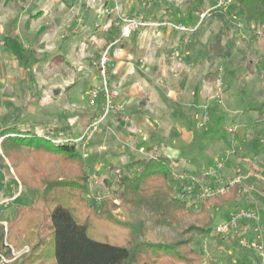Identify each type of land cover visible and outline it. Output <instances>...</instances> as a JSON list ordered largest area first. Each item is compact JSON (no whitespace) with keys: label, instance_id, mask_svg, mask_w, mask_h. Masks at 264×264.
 I'll use <instances>...</instances> for the list:
<instances>
[{"label":"rangeland","instance_id":"374dc122","mask_svg":"<svg viewBox=\"0 0 264 264\" xmlns=\"http://www.w3.org/2000/svg\"><path fill=\"white\" fill-rule=\"evenodd\" d=\"M72 3L73 0L60 1L53 14L63 15L59 10H67ZM91 4L85 2L80 5L75 16L83 17V20L74 23L67 32L65 28L52 35L36 37L26 33L0 38V128L13 125L15 117L20 114L21 119L16 126L21 129L47 134L46 137L54 139L78 140L82 156L86 154L83 159L89 178L88 192L84 197L96 210L101 208L103 201H112L114 215L119 220H126L127 214L113 194L117 186L109 187L106 181H116L118 170L125 164L149 156L144 151L139 152L143 147L134 152L116 151L114 143L119 144V141L115 131L110 132L105 125L111 115L126 112L118 100L115 101L117 108L91 135L87 145L82 146L86 126L104 109L101 93L91 103L92 92L99 91L103 85L99 72L100 55L108 44L121 38L122 16H137L148 21L164 16L176 22L182 20L181 23L192 27L201 23L198 31L190 37L165 29L163 33L155 31L156 36L150 41L149 48L153 53L159 49L160 38L172 40L169 46L158 50L159 56H152L151 61L147 59V63L152 65L150 74L158 76L160 62L166 58L170 84L181 81L187 85L189 82L191 91L190 97L185 93L179 97L185 96L184 105L173 102L172 96L167 100V104L177 111L174 121L182 131L175 127L169 140L160 141V155L169 157L174 167L181 163L175 167L170 181L176 193L181 189L194 193L189 197L190 202L195 201L192 212L197 213L200 202L208 198L204 188L217 187L239 177L238 206L213 207L216 222L224 224L231 214L240 210L257 215L256 221H250L246 226L239 224L229 238L196 237L192 246L206 259L201 264H264V253L262 255L255 249L264 244V176L261 174L264 169V116L259 117L252 111L264 100V40L253 36L243 22L242 12L234 10L233 1L224 9L211 11L204 19L202 15L212 9L215 0H97ZM75 29L79 34L74 33ZM141 29L135 30L130 39L114 45L110 57L119 48H125L124 43L136 38ZM179 37L182 38L179 40ZM218 39H221L219 47ZM177 43L181 44L180 48L187 44L185 49L188 52L183 50L184 47L182 50L178 48ZM174 49L178 57L170 66L169 57ZM185 53L189 54L185 56ZM141 58V65L145 67V58ZM135 59L138 61V57ZM114 64L110 63L109 67L111 89H114ZM186 66L191 71L183 82L179 74ZM218 77L221 84L217 82ZM160 80L165 87L162 91L167 95L171 85L163 75ZM192 93H195V103H192ZM55 127L66 129L61 137L53 136L51 130ZM235 127L234 132L228 131ZM185 133H189V141L184 140ZM152 139L155 141L156 136L153 135ZM122 148L124 145L121 144L119 150ZM113 156L119 159L113 161ZM219 162H223V168L218 170V176H210ZM9 171L13 175L0 147V173L4 175L0 187V224H6L4 227H8V221L16 215L18 207L28 206L39 194L23 190L18 181H10ZM144 213L143 220L151 229L149 239L152 242L171 243L187 226L201 225L197 217L187 216L177 229L159 227L155 224V214ZM43 234L48 232L45 230Z\"/></svg>","mask_w":264,"mask_h":264},{"label":"trees","instance_id":"16d2710c","mask_svg":"<svg viewBox=\"0 0 264 264\" xmlns=\"http://www.w3.org/2000/svg\"><path fill=\"white\" fill-rule=\"evenodd\" d=\"M232 1L253 36L264 40V0ZM217 44L219 47L221 39ZM252 111L263 117L264 100ZM20 119L17 114L13 125L0 128V147L14 172H8L10 181H18L23 190L39 194L28 206L17 208L8 221L7 235L0 224L1 254L12 258L5 239L16 250L29 247L17 264H201L206 259L192 246L195 238H223L216 231L219 223L212 208L237 207L238 183L225 194L202 200L194 213L191 210L195 201L189 198L194 193L183 189L176 193L170 181L176 166L169 157L138 159L118 170L116 181H106L109 187L117 186L113 194L127 214L122 221L114 215L112 201H103L96 210L84 197L89 178L79 146L55 145L47 134L17 127ZM65 130L55 127L51 131L53 136L61 137ZM261 174L264 176V169ZM3 180L0 173V187ZM144 211L155 214L159 227L177 229L187 216L197 217L201 225L187 226L171 243L152 242ZM45 230L47 235L43 234Z\"/></svg>","mask_w":264,"mask_h":264},{"label":"crops","instance_id":"0c3cea01","mask_svg":"<svg viewBox=\"0 0 264 264\" xmlns=\"http://www.w3.org/2000/svg\"><path fill=\"white\" fill-rule=\"evenodd\" d=\"M60 1L63 2L65 0H0V38L7 39L5 37L8 35L13 37L18 34L24 35L26 33L28 36L33 34L36 37L43 34L52 35V33H56L57 30L63 31L65 28H67V30L64 31L67 32L69 31L68 28L72 29L74 23H81L83 20V17L75 16V11L80 8V5H83L85 2L88 4L92 3L91 5H93L97 0H73L72 5H70L67 10H59L64 14L57 16V12L53 14V10L56 9L55 6ZM162 17L164 16L154 19L160 20ZM154 32L155 31L151 28H142L136 38L124 43L125 48H119L111 57V64L113 65L115 63L113 67L114 79L112 84L114 89L120 92V98L118 97L116 100H118V104L123 107L126 112L120 113V115H111L107 119V124L105 125L110 132L113 130L115 131L114 135L119 141V144L114 143L117 152H134L143 147L144 149L139 152L143 153L144 151L149 158L157 156V153L160 155L162 149L159 143L161 140L170 139L171 130L173 128L175 129V127H177L179 131H182L180 126L174 121V115L177 111L167 104V100L172 96L173 102H182L184 105L185 96L181 99H179V97L184 93L188 95L187 97L191 96V91L189 92V82L187 85L181 81H173L170 84L169 81L171 80L170 77H168V70L166 74V69L168 68L166 66V58L161 60L162 62H160V67L158 68V76L160 75V77H155L150 74L152 65L147 63V59L149 58L148 60L151 61V58L154 56H159L158 53L160 51L158 50L162 46H169L172 42L170 38H160L159 49L152 53L149 45L153 37L156 36ZM74 33L79 34L78 29H75ZM161 33H163L162 30ZM161 33L158 34L160 35ZM180 38L182 37H179V40ZM175 46L176 45H172L173 48ZM180 46L181 44L177 43V47L180 48ZM186 46L187 44L185 46L183 45L184 49L183 47L180 49L188 52L187 49H185ZM177 47L175 48L177 49ZM185 54V56H187L189 53ZM135 56L138 57V61L135 59ZM142 56L145 58L144 62L147 63L145 67L141 65V61L143 60L141 58ZM185 68L179 74V78H181L183 82L191 71L189 67L186 66ZM162 75L166 77L167 82L171 85V90L167 95L165 91H162L164 90V85L160 80ZM209 78L212 79L211 76H209ZM185 89L186 91H184ZM192 97V103H195V93H192ZM122 114L125 115L122 116ZM171 120L173 121L171 122ZM153 135L156 136L155 141L152 139ZM183 136L184 140H190L189 133H185ZM121 144L124 145V148L119 150ZM118 156L111 157V160L114 161L119 159ZM180 164L181 163H177L176 166Z\"/></svg>","mask_w":264,"mask_h":264},{"label":"built area","instance_id":"2783aa9c","mask_svg":"<svg viewBox=\"0 0 264 264\" xmlns=\"http://www.w3.org/2000/svg\"><path fill=\"white\" fill-rule=\"evenodd\" d=\"M232 3V0H215V5L212 7L211 10L205 12L202 15V19H204L206 16L210 14L213 10H219L224 9L227 6H229ZM117 9V8H116ZM122 22L124 23L123 29H122V35L120 39H117L113 41L112 43L108 44V46L103 50V52L100 55L99 58V72L100 76L102 78V87L99 91H93L91 94V103L94 102V100L97 98L98 94L103 95V112L101 115L96 117L94 121L86 126V129L84 130V135L82 139V146L83 148L87 145L91 135L96 132L105 122L106 118L109 116L110 112H112L114 109L117 108V105L115 104L116 99L120 96V93L116 89L110 88V79H109V67L111 63V57H110V50L111 48L121 42L123 39H128L132 33L139 29V28H151L154 31H160L169 29L171 31L175 32H181L186 34L188 37L194 35L200 26L201 23H198L196 26H188L186 24H183L181 22H176L172 18L168 19H162V20H153L148 21L144 20L141 17L137 16H122ZM178 57V52L176 49H174L171 52V55L169 57V65L173 66L175 64V61ZM168 64V63H167ZM222 71V68H220V72ZM219 76V75H218ZM217 82L221 84V78H217ZM99 92V93H98ZM208 116V115H207ZM207 116H205V120H207ZM237 127L234 129H229L228 131L230 133L234 132ZM47 139L51 140L55 145L64 143L68 145H78L80 142L76 139L69 138V139H54L51 137H46ZM83 156L86 157V154L83 153ZM223 168V162H219L217 167L213 169L210 172V176L217 177L218 170ZM240 181L239 177L234 178L231 181L226 182L225 184L218 185L217 187H207L204 188L203 192L207 197L216 196V195H222L228 192L229 187L235 183H238ZM257 215L254 212L247 211V210H240L234 214H231L229 220L224 224H219L216 228V231L221 234L223 237L229 238L232 230H234L240 223L246 222V221H256ZM6 226V224H4ZM5 232L7 235L8 227H5ZM5 244L8 245L12 250V258H8L7 256L0 253V264H14L16 263V260L23 255L24 253L29 251L28 247H25L20 252L15 251L14 248L8 244L7 240L5 239ZM256 250L258 249L262 255L264 253V244H261L258 247L256 246Z\"/></svg>","mask_w":264,"mask_h":264}]
</instances>
